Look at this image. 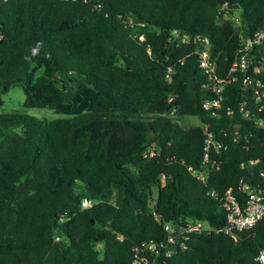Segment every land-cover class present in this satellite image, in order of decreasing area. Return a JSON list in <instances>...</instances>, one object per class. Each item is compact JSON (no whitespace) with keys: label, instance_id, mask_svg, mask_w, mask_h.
<instances>
[{"label":"trees","instance_id":"1","mask_svg":"<svg viewBox=\"0 0 264 264\" xmlns=\"http://www.w3.org/2000/svg\"><path fill=\"white\" fill-rule=\"evenodd\" d=\"M260 30L264 0H0V94L19 85L23 108L69 116L0 114V264H132L136 252L148 264H259L264 220L234 238L204 233L185 247L160 245L166 224L223 226L210 193L260 181L264 112L236 110L252 104L241 73L225 85L216 116L202 109L214 94L194 41L209 40L224 77L241 37ZM253 55L258 61L264 44ZM182 116L226 146L210 147L219 167L208 183L189 171L203 162V127H182ZM82 199L93 204L82 208Z\"/></svg>","mask_w":264,"mask_h":264},{"label":"built area","instance_id":"2","mask_svg":"<svg viewBox=\"0 0 264 264\" xmlns=\"http://www.w3.org/2000/svg\"><path fill=\"white\" fill-rule=\"evenodd\" d=\"M235 23L239 24V12L232 15ZM186 39V37H185ZM188 39V38H187ZM195 42L199 43L196 54L198 56V67L207 78L208 86L214 96L206 99L202 103V109L211 112L212 116H216L215 111L221 108L224 101V87L230 82L237 80L236 75L242 74V84L248 87L250 91V100L252 102L249 109H246L247 103H241L236 109L241 113L243 118L248 117L250 110L255 109L257 112H264V55L258 57V61H253V52L256 47L264 44V30L256 31L252 35H243L241 37V47L238 49L235 58L229 68L226 76H219L216 70L214 61L210 58L209 48L210 43L207 38L195 37ZM170 72V69H169ZM170 79L169 76H167ZM229 114L235 113V109H228ZM186 118H196L191 116H182L180 120ZM203 127L205 135V147L203 153V162L200 169L195 170L189 167V171L202 183H206L210 177V172L214 168H218L219 164L210 161L209 150L213 147L215 150L220 148L225 149L220 142L213 139V134L209 130V126L200 123ZM257 125L264 129V123L257 120ZM146 157L154 155L152 146L147 148L144 152ZM258 160H251L249 164L255 165ZM260 181L256 184H248L242 179L239 181L236 189L228 188L222 193L212 191L210 196L213 197L221 205L225 214V222L221 227L214 228L208 222L202 220L190 221L184 226H177L166 224L164 230L167 232L168 238L165 245H160L166 248L170 245L171 248L176 247L179 243L185 247V241L190 235L223 233L231 237H235L238 232L252 229L258 222L264 220V171L258 174ZM93 202L88 199H82L81 207L89 208ZM150 251H155V245H148L146 247ZM167 254H170L168 251ZM256 260L259 264H264V250H260ZM132 264H148L145 256L134 254Z\"/></svg>","mask_w":264,"mask_h":264},{"label":"rangeland","instance_id":"3","mask_svg":"<svg viewBox=\"0 0 264 264\" xmlns=\"http://www.w3.org/2000/svg\"><path fill=\"white\" fill-rule=\"evenodd\" d=\"M24 94L19 85L12 86L8 92L0 94V114L10 113L13 111H20L28 116H32L42 120H53L58 118H67L68 115L59 114L50 108H23ZM200 120L197 118H184L180 120L182 127H188L191 125H200ZM156 190L154 191V195Z\"/></svg>","mask_w":264,"mask_h":264},{"label":"water","instance_id":"4","mask_svg":"<svg viewBox=\"0 0 264 264\" xmlns=\"http://www.w3.org/2000/svg\"><path fill=\"white\" fill-rule=\"evenodd\" d=\"M223 2H220V4H222ZM227 5V8H229V9H232V10H236V9H239V7H238V5L237 4H234V5H230V4H226ZM131 18L133 19V20H136V21H139V19L138 18H136L135 16H133V15H131Z\"/></svg>","mask_w":264,"mask_h":264},{"label":"bare ground","instance_id":"5","mask_svg":"<svg viewBox=\"0 0 264 264\" xmlns=\"http://www.w3.org/2000/svg\"><path fill=\"white\" fill-rule=\"evenodd\" d=\"M240 44H241V43H240ZM171 72H172V71H171ZM170 74H171V73H170ZM241 78H242V77H241ZM241 78H240V79H241ZM205 83H206V82H205ZM204 87H205V86H204ZM205 88H206V87H205ZM212 95H213V94H212ZM212 97H213V96H212ZM208 99H209V98H208ZM170 100H171V99H170ZM220 114H221V113H220ZM200 164H201V163H200ZM256 165H257V164H256ZM197 169H199V167H198ZM211 173H212V172H211ZM211 173H210V174H211ZM208 181H209V180H208ZM207 183H208V182H207ZM190 221H191V220H190ZM238 233H239V232H238ZM177 247H178V246H177ZM177 247H176V248H177Z\"/></svg>","mask_w":264,"mask_h":264},{"label":"clouds","instance_id":"6","mask_svg":"<svg viewBox=\"0 0 264 264\" xmlns=\"http://www.w3.org/2000/svg\"><path fill=\"white\" fill-rule=\"evenodd\" d=\"M35 51V50H34Z\"/></svg>","mask_w":264,"mask_h":264}]
</instances>
